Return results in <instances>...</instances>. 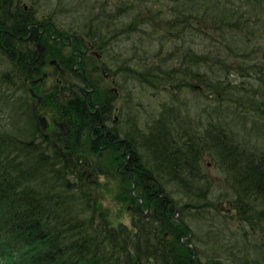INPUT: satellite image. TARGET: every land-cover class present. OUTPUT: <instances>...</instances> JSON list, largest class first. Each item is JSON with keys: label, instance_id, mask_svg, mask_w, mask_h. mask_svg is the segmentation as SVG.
I'll use <instances>...</instances> for the list:
<instances>
[{"label": "trees", "instance_id": "16d2710c", "mask_svg": "<svg viewBox=\"0 0 264 264\" xmlns=\"http://www.w3.org/2000/svg\"><path fill=\"white\" fill-rule=\"evenodd\" d=\"M24 1L27 0H0V57L6 60V67H10L0 79V92L4 88L13 92L15 84L24 92L28 88L24 78L35 75L34 72L41 74L40 65L35 70L28 69L37 57L34 51L37 41L28 39L29 31L35 30L32 26L35 23L40 27L49 23L51 31L54 27L49 19H37L41 9L38 0ZM62 1L73 11L78 10L68 22L72 34L90 40L99 50L115 45L125 34H120L118 28L127 27L130 33H141V29L150 27L155 20L164 23V27L178 36L180 32L196 31L200 52L184 55L179 71L161 70L154 64H146L144 67L148 69L144 73H135L134 79L143 78L142 81L146 80L144 85L149 88L164 86L177 91L189 90L194 87L189 80L195 77L203 94L221 103L230 88L225 87L222 79L211 81L210 77H197L198 73L193 69L209 73L213 70L212 60L220 62L215 63L218 67L224 65V60L234 59L232 61L238 63H252L264 71L260 51L251 49L257 38L260 41L256 46L264 45V28H261L264 27V0H170L166 13L173 22L148 8L149 17H153L149 23L140 18L147 7L141 0L134 2L132 7L129 2L100 4L98 0H82L81 4L75 5L74 0ZM123 20L131 22L125 26L127 23L121 24ZM196 23H199L198 30L193 29ZM187 44L192 46L194 42ZM57 45H61L59 41L47 45L49 53L55 52L52 47ZM241 46L250 50H242ZM211 50H214L212 55L208 53ZM73 60L63 59V67L70 66ZM70 74L75 76V82L88 88L83 74ZM115 77L120 79L119 75ZM64 82L56 87L57 93L53 91L65 99V103H57L61 106L62 118L69 125L64 140L56 141L52 135L48 136L35 118L34 129L26 118L22 100H18V110L16 108L14 112L19 114L16 120L6 127L0 126V264H264V147L256 146L258 139L250 137L251 142L246 139V128L232 130L225 122L220 125L209 123L203 134L201 128L198 131L190 127L177 110L167 107L156 120H146L140 125L135 120L133 123L125 120L128 129L124 127V133H113L115 136L111 133V138L108 137L102 146L111 149L105 151L91 141L90 126L100 120L99 113L94 114L97 102L105 111L109 109L107 117L112 114L111 101L115 94L108 92V100L102 101L105 95L98 87L85 105V97L80 95L79 89L70 87L66 80ZM34 91L48 104L55 103L56 95L44 91L40 83L35 85ZM27 92L32 98L29 90ZM2 95L0 93V112L5 115L13 99L2 104ZM241 95L237 99L241 110L244 107H248L249 112L255 107L259 109L254 98H250L245 106ZM6 117L9 121L14 119ZM36 131L42 143L32 139L38 137L34 135ZM122 135L124 140H121ZM104 137L105 133L101 142ZM258 138L264 139V136L258 135ZM114 141L117 142L109 147ZM56 142L67 151L66 154L73 155L82 150L83 145L88 148L93 145L85 153L96 155V159L92 163V156L82 154L84 162L80 160L74 168L56 148ZM202 147L227 168L236 192V198L232 200L235 209L251 224L255 238L258 237L254 248L240 240H228L226 244H217L223 252L222 257L220 254L207 257L203 251L194 228L195 225L203 227L201 220L209 215L208 196L203 186L209 179L201 164ZM103 153H106L105 157ZM83 163L85 168L94 169L98 163H103L106 170H99V175L123 180L121 201L130 206L134 215L131 228L121 220L117 223L112 220L111 212L98 199L89 174H83ZM178 194L191 198V205L182 209L181 202L174 199ZM149 208L151 215L144 217V210ZM177 211L185 217L186 214L196 217L191 219V224L186 219L181 222L175 218ZM214 242L216 245V240ZM228 253H232L231 256ZM223 255L227 257L224 259Z\"/></svg>", "mask_w": 264, "mask_h": 264}, {"label": "rangeland", "instance_id": "374dc122", "mask_svg": "<svg viewBox=\"0 0 264 264\" xmlns=\"http://www.w3.org/2000/svg\"><path fill=\"white\" fill-rule=\"evenodd\" d=\"M38 1L41 3V9L38 5L37 8L40 9V11H38L37 13V19L51 20L53 22L55 30L58 31V34L73 33V31L70 29V23L68 22L70 20V17L76 11H73V8L69 7L70 5H66V3L62 0ZM65 1L67 2L68 0ZM81 1L82 0H74L72 3L81 4ZM112 1V4H115V2L118 4L120 2H129L131 7L135 3H138L137 0H98V3H110ZM141 1L143 4L147 5V7H144V10L141 12V19L147 21L148 23L150 21L149 19H153V17H149L148 8H150L151 10L157 12L159 17L162 16L164 17V19L167 18L170 22H173V19L170 17V15L166 13V8L167 6H169L167 2L170 0ZM24 2L29 3V0ZM29 8L31 7L29 6ZM138 9L140 10V8ZM77 13L78 10L76 14ZM126 21L124 22L123 20L121 24L127 23L125 26H128L129 22L131 21ZM150 24L152 26L150 25V27L145 28V30L141 29V33H130L129 28L127 27H123L125 28L123 31H121L123 28H118V32H120V34H125L117 39L115 45L107 46L105 50H99L101 58L97 59L94 56L93 59H90L88 63H86L85 66L82 67L83 70H86V72L87 70H89L90 72L87 73L86 76L87 81L91 86L90 89L86 88L87 91H90V93L88 94L96 92L97 88L99 87V91L105 95L104 98H101V100L104 101L108 100L109 98L107 97L108 92L112 91L113 89L116 90V88H118V95H115V97H113L111 101L112 116L107 123L108 127H111L113 132L116 131L123 134L124 127L128 129V125L125 124V120L129 123H133V121L135 120L136 123L140 125L142 122L145 123L146 120H156L159 117L160 113L164 112L163 110H166L167 107H173L174 110H177L176 112H179V115L183 117L187 121V123H189L190 127L192 126V128L195 127L196 129L201 128L203 134H205L206 130L208 129L209 123L220 125L224 124L225 122L230 126L228 127L232 130H241L242 127L246 128V139L250 140V142V137L258 139L259 142H257V145L252 141L253 145H256L259 148H263L264 139L258 138V135L264 136L263 69L262 71H260L258 70V68L254 67L252 63H238L237 61H232L234 59L224 60V62H222L224 65H219L218 67H215V63L220 62L212 60L211 66L213 70L209 73L198 72L197 69H193L198 73L197 77H210L211 81H214L215 79H222L225 87L230 88L228 90V95L224 96L225 100L221 103L216 101L215 98L209 99L207 97L208 94H203V89H201L202 87L200 86V82L196 80L195 77L189 80L192 86H194L189 90L181 89L180 91H177V89H170L164 86H161L158 89L149 88L144 85V82L146 80L142 81L143 78L138 76V79H134L136 76V72L141 74L145 72L144 70L148 69L147 67H144L146 64H154L161 70L179 71L181 67H183L181 66L182 63L180 62H183L184 55H196L198 52H200V49L198 47L200 46V41L196 37V31H186L184 32L185 34H182L180 32L181 36H178V34L169 31V28L164 27V23H156L155 20ZM198 24L199 23H196L193 29L198 30ZM159 27L164 28L158 29ZM258 27L259 25L257 26V28ZM261 28L263 30L264 27L261 26ZM179 37H181L182 39H180ZM190 41L194 42V45H188L187 43ZM259 41L260 40L258 38L255 39V44L252 45L251 49H258L261 56L264 58V45L256 46ZM49 45H51V43H49ZM52 48H55L56 51L60 50V46L58 45ZM240 49L245 50L246 47L241 46ZM246 50L250 49L247 48ZM62 51L66 52L68 56L71 55V49H63ZM213 52L214 50H211L208 53L212 55ZM200 56H204L203 53L200 54ZM224 58L228 59L226 57ZM116 60L117 62H114ZM4 61L6 60H1L0 57V79L2 75L10 69V67H6ZM42 71L48 74V79L44 81L42 87L45 88L44 91L49 90V94L54 96L53 94L55 93H53V91H55L56 87L59 85V83L57 82L59 75L55 74L54 67L48 64L46 65V67H42ZM107 75L114 76L116 83H114L111 78L107 79ZM117 75L120 76V79L115 77ZM72 76L75 77L74 75ZM42 77L43 73L35 76L34 78L38 80ZM6 78L7 76L5 77V79ZM61 80V84H64L65 82L63 78ZM10 82H12V79ZM16 85L17 84H15V90L13 92L7 91L6 88H4L0 92L3 94L2 97L4 99H2V104H5V102L9 99H13V101H11L12 103L8 105L5 115L10 118H14L13 120L9 121L8 118L0 112V126L6 127L10 124V122L13 123L14 120H16V117H18L19 114L14 112L17 108L18 100H22V107L24 108L26 118L28 119V121H30L32 127L35 129L36 117L33 112L34 100L28 94V88L27 90H24V92H21V89L17 88ZM74 86L77 89H83L85 87L83 84L77 82ZM240 94H242V100H245L243 101L245 106L246 102L250 100V98H254L257 100L259 109L255 107L252 112H249V108L244 107L241 110V103L237 102ZM55 95V103H50V105L45 100H43V104L40 107V110L42 112H46L47 114L46 117V114H42L40 112L41 116L46 118V120L49 121L48 124H50L49 126H47L46 131H44L48 136L60 132L62 134V132L64 131L63 128L61 129L59 126L54 125L52 122V119H55L58 121V123H62V110L61 106L57 105V103H65V99L63 100L60 95ZM40 96L43 97L42 95ZM48 106L50 110L47 109ZM99 106L100 105L97 106L98 109ZM219 116H221V120L219 119L218 121L217 119ZM112 118L113 120L117 118L116 123H119L121 125L114 124V122H112ZM198 131H200V129ZM37 133L38 132L36 131L34 135L38 136ZM97 135L98 134L96 133L93 134L91 136V139L96 140ZM33 138L35 139V143H42L40 136L32 137V139ZM122 139H125L123 138V135ZM82 141L85 144L86 138L83 137ZM93 143H98L99 148H102V146L105 144L101 143V140L93 141ZM87 146L88 145H83L82 150L76 151L74 155H72L71 157H65L64 159L68 162L70 161L74 164H79L80 160L84 162L81 156L82 154H85L93 157L90 158L93 163L96 159V155L85 153V151L90 150L93 145H90V148H88ZM104 148L105 146L102 148L105 151L111 149ZM201 149L203 152L201 164L203 166L204 172L206 173V176L209 179L206 181V183H203V186L205 187L204 190L206 191L208 196V203L206 206L207 211H209V215L206 219L201 220L203 227H197L195 225L196 227L194 226V228L199 236V241L201 242V244H203L201 245L203 251L208 255L207 257L216 256L217 254H220L221 256L223 252L220 251L219 245L217 244H219L220 242H224V244H226L225 241L228 240H240L242 241V243H246L248 247L254 248L255 245H257L258 237L255 238L256 234L253 235L254 231H252V227L250 226L251 224H249L247 220L244 219V216L243 218L240 217V215H238V210L235 209V205L232 200L236 198V192L234 184L231 182L230 177L227 175V168L225 169L224 166L222 167V161L214 156V154L207 152V148L203 149L202 147ZM59 150L64 153L67 152L66 150L62 149L61 145H59ZM105 155L106 153H103L104 157ZM81 169L85 174H89V178L92 182L91 184L96 186L95 189L96 193L98 194V199L101 200L106 208L111 212L112 220L116 223L121 220L125 225L130 226L131 228L134 223V215L129 209L130 206L127 203L121 201L122 192L120 191V189L123 185V180L120 178L114 179L109 176L106 177L103 175H99V170H106L103 163H98L95 169L93 167L85 168L83 163ZM174 199L176 200V202H181L180 205H183L182 209H186L187 205H191L192 203L191 198H186L184 196L182 197L180 194L175 196ZM180 205L179 207H181ZM249 206L251 205L249 204ZM147 213L148 212L145 210L144 217H146L145 214ZM176 216V220L182 222V219H186L190 224L191 219L196 217L193 214H186L187 217H185L184 214L180 213V211L178 216ZM245 232L247 233L246 237ZM215 240L217 242L216 245L214 242ZM231 254L232 253H228L229 256H231ZM226 257L227 256L223 255L224 259ZM227 264H231V262H228Z\"/></svg>", "mask_w": 264, "mask_h": 264}, {"label": "flooded vegetation", "instance_id": "af4514ba", "mask_svg": "<svg viewBox=\"0 0 264 264\" xmlns=\"http://www.w3.org/2000/svg\"><path fill=\"white\" fill-rule=\"evenodd\" d=\"M26 9H28V7H26ZM48 24L49 23L44 25L43 26L44 28L38 26L39 24H36V23L32 24V26L35 28V30L29 31V38L28 39H33V40L37 41V43H35L36 47L34 50L37 52V57H36L35 61L31 63V65H30L31 67L29 66L28 69L32 68L35 70L36 68H39V65H40L41 66V73H43V77L38 79V80L35 79L34 77L38 76L40 73L37 74L36 72H34L35 75H30V77L27 76L24 78L25 84L28 86L29 92L30 91L32 92L34 90V87L37 83H40V85L43 86L44 81L46 79H48V74L44 73L42 71V67H44V66L46 67L47 64L54 67V73L59 75V78L57 79V82L59 83V85H62L61 79L63 78V80L68 81L70 87H73L76 84V82L74 81L76 78L73 77L70 74V72L75 73L77 75L83 74L84 77L86 78L87 73H90V72H89V70H87V72H86V70H83L82 67L85 66V64L88 63V61L90 59H93L94 56L97 59L101 58L99 48H97L90 40H88L84 37L82 38L81 35H78L75 33L74 34H72V33L71 34H69V33L58 34V31L55 30L54 27H53L52 31L49 30ZM58 41L61 44L60 48L67 49V50L71 49V55L68 56V54L66 52L62 51L63 49L61 51L59 50V51L49 53L47 45H49V43H51V45L55 44ZM72 58L74 59L72 61L73 63L70 64V66L67 65L66 67H63V65H62L63 59H65L66 61H70ZM106 77H107V79L111 78L113 80V82L116 83L114 76L107 75ZM85 80L88 84V88L90 89L91 86L88 83L87 78ZM43 89L45 90V88H43ZM87 89H86V87H84L83 89L82 88L79 89L80 95L85 97V105H87V103H89V95H91V94H88V93H90V91H87ZM112 91L115 95H118V88H116V90L113 89ZM34 94L40 99L39 100L37 97L32 95V98L34 100L33 112H34V114L38 120V115L41 116L40 112L42 114L43 113L46 114V112H44V111L42 112L40 110V107L43 104V98L37 93H34ZM96 105L98 106L100 104L97 103ZM99 108L100 109H97V111L94 112L95 115L99 113V118H100L99 123H95L94 125L90 126L91 133L89 135L91 137L92 134H95V132H96L98 134L97 138H96V140H93V139L92 140L97 141V140H100L101 136L105 133L107 135V137L106 138L104 137L105 140L101 142V143H105L107 141L108 137L111 138L110 134L116 133V131L113 132L112 128L111 127L109 128L108 124H107L109 121L108 118L112 116V115H110L109 117H107V112L109 109H106V111H105L101 105L99 106ZM47 109L50 110L49 106ZM46 117H47V114H46ZM116 121H117V118H115L114 120L112 118V122H114V124H117ZM52 122L54 125L59 126L61 129L63 128L64 131L69 126L68 123L63 118H62L61 124L58 123V121L55 119H52ZM48 123H49V121H48ZM49 125L50 124H48V126ZM52 136L55 137L56 141H58L59 138H62V140H64V138L61 135V132L57 133V134H53ZM121 140H124V139H121ZM121 140H120V142H121ZM126 140L128 141V139H126ZM115 142H117V141H114L113 144H110L109 146H113L115 144ZM62 156H65V155L62 153ZM129 159H131V158H129Z\"/></svg>", "mask_w": 264, "mask_h": 264}, {"label": "water", "instance_id": "95a60500", "mask_svg": "<svg viewBox=\"0 0 264 264\" xmlns=\"http://www.w3.org/2000/svg\"><path fill=\"white\" fill-rule=\"evenodd\" d=\"M32 94H33V96H35V94H34V92L32 91L31 92ZM39 99V98H38ZM39 123H40V125L42 126V129L43 130H46V128H47V121H46V118H44V117H39ZM126 143H127V141H125ZM178 214H179V212H177V216H178ZM145 216L146 217H149L150 216V209L148 210V213L147 214H145ZM176 216V217H177Z\"/></svg>", "mask_w": 264, "mask_h": 264}, {"label": "bare ground", "instance_id": "6f19581e", "mask_svg": "<svg viewBox=\"0 0 264 264\" xmlns=\"http://www.w3.org/2000/svg\"><path fill=\"white\" fill-rule=\"evenodd\" d=\"M114 164H116V163H114ZM130 164H131V163H130ZM130 164H129V165H130ZM127 165H128V164H127ZM116 166H117V165H116ZM125 166H126V165H125ZM131 166H132V165H131ZM122 167H123V166H122ZM125 168H126V167H125ZM118 169H119V166H118ZM122 170H123V169H122ZM122 170H121V171H122ZM117 171H118V170H117ZM119 174H120V173H119ZM122 175H123V174H122Z\"/></svg>", "mask_w": 264, "mask_h": 264}]
</instances>
